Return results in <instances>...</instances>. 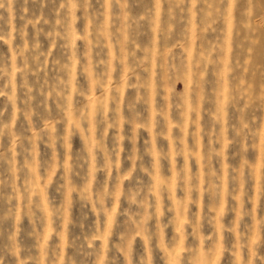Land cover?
<instances>
[{
  "label": "rangeland",
  "instance_id": "374dc122",
  "mask_svg": "<svg viewBox=\"0 0 264 264\" xmlns=\"http://www.w3.org/2000/svg\"><path fill=\"white\" fill-rule=\"evenodd\" d=\"M65 0H47L42 7L40 0L29 3V18H35L39 22L36 28L29 25L27 29V42L29 48L38 39L40 43V52L45 55L40 57L41 63L47 59L46 74L48 83L55 81L59 71L57 62L66 63L69 54L65 47V40L57 37L55 46L52 45V38L46 34L49 32H60L56 25L57 11L63 17L67 9L60 10V4ZM76 8L75 16V47L78 52V64L75 70V87L79 90L81 87L92 88L89 105L93 118L98 104L101 100L107 106L109 115L119 107L120 125L119 128H109L104 138V144L109 149L113 143V137L119 135L121 141V159L122 167L127 168L130 165L127 162V154L132 150L133 144L129 137L135 136V147L145 168L154 173V177L142 174L141 180L145 186L142 195L147 194V188L153 185H165L167 191L159 195V222L160 246L151 245L149 252L151 264H166L169 257L165 249L171 251L173 247L179 251L184 249H201L205 253L216 246L218 240H222L223 248H229L233 241V235L225 231L226 229L238 224L241 231L246 227H252L255 217L256 228L260 235L259 247L255 249L259 257H264V159L260 157L259 150L251 146L245 152L241 149L238 141H233L226 148L219 142H210L213 133L220 131L219 125H213L209 113L213 110V95L217 89V77L213 75L214 66L212 61L217 57V46L224 41L225 23L221 16L213 13L207 19L202 14L201 9L205 8L203 0H173L171 5L172 18H169L170 4L168 0H163L160 10V28H170V36L167 41L161 39L157 33H153L151 23L145 19L140 23L134 24L133 20H138L142 16H147L155 9V0H120L121 4L126 3V12L131 27H124L125 22L118 19L121 16L122 9L116 3V0H74ZM214 8L218 7L223 11L224 5L220 0H208ZM246 0H236L232 10L233 16V39L230 43L231 53L229 54L230 63L240 57V49L237 48V38L235 35L236 27L239 22L240 12L245 5ZM261 8L264 9V0H260ZM19 4H17V10ZM19 14V13H18ZM0 15L4 17L0 21V34L10 31L7 23L8 15L0 10ZM16 27L19 29V19L16 21ZM124 27L123 35L127 36L128 43L122 54L120 46L117 43L119 30ZM36 29L41 33L37 37ZM104 32L101 33L100 30ZM63 35V33H61ZM99 36V39L97 38ZM85 37L87 39L85 40ZM156 40L151 61L145 60L142 67H134V58L130 55L126 61L128 65V76L122 80V65L120 63L122 55H127L135 50L136 60L145 59V53L142 49L153 48V40ZM4 39H0V69L10 70L12 66L13 52L22 47V41L19 35L12 40L11 45ZM247 60L249 72L246 76V84L252 89V95L255 97L258 85L264 83V26L258 27L253 37ZM134 41V43H133ZM90 52V63L92 66V76L98 72L104 71V66H97L100 60L112 62V74L107 83L106 93L102 97L101 92L95 86L94 80H89L85 74L81 73L80 65L84 60L79 57L85 50ZM26 56L30 55L25 53ZM207 57L209 61V70L200 72L197 75L196 67L187 71L185 65L191 62L195 65L199 59ZM183 61V64L181 63ZM17 68L24 67L22 58L19 56L16 60ZM163 65V67H162ZM28 68L35 72L36 67L31 58H29ZM148 69V70H146ZM29 73V83L34 86L33 107L36 115L32 118V129L28 130V124L22 115L18 116L14 130L17 135L23 139L25 136L31 137L36 134L35 143V161L37 164L36 178L40 190L46 196L49 203V210L55 205L53 201L57 200L55 192L56 180L62 174L60 164L65 162L63 149L57 144L55 175L51 177V183L45 179L44 165L49 161L52 155L51 148L39 138L41 120V103L43 96L40 94V85L44 83L45 71L39 73V82L37 77ZM134 72V74H133ZM232 75L229 73L227 84L229 91L232 86ZM10 76L7 71H0V89H4L8 84ZM18 106L22 107L19 101L24 98V90L19 87L22 82L20 73L16 75ZM135 86V87H133ZM113 88H119V105L116 104L113 97L115 93ZM137 88H139L140 102L137 100ZM186 98V106L181 109L177 105L181 102L180 98ZM75 106L82 107L83 102L80 96L74 97ZM136 103V130L133 133L128 121L133 118L129 112V105ZM50 114L48 122L52 125L55 135H61L64 132V123L56 109L53 99L49 100ZM0 111L3 116L0 117L4 123H8L12 116V106L7 96H0ZM247 115L256 116L257 121L264 116V108H261L258 102H253L247 111ZM238 116L231 107L227 108V125L230 126ZM72 119H78L73 113ZM101 127L95 126L93 138L97 144L100 143ZM199 132L197 141L195 133ZM228 140L232 141V133L229 130L226 133ZM148 145L152 154L145 153V146ZM251 145V141H249ZM25 142V147H27ZM9 137L5 135L0 139V152L8 155ZM216 152L223 151L222 155H210L211 149ZM83 150L81 136L75 134L71 136L70 151L76 154ZM17 167L22 168L25 162V154L21 147H17ZM75 155L68 158V164L75 166ZM96 165H101V159L97 156ZM9 164L7 159L0 160V178L8 180L10 176ZM135 175L132 181L125 180L122 189L127 193L130 185L135 186ZM17 186L23 192V185L26 179L25 171H18ZM115 176V173H113ZM105 179L103 172L96 173V182H103ZM73 183H76L74 180ZM47 184V187L45 185ZM96 185H93L95 191ZM109 187L112 185L110 183ZM13 195V189L10 185L0 186V214L7 213L10 207H15L17 201L13 199L11 204L8 197ZM38 199V198H37ZM125 198L122 196L116 204V215L114 217V226L112 237L109 241V251L105 264H112L115 257V264H139L141 257L146 255L141 239L137 237L127 260L125 255L114 254L111 251V244L117 240L119 234L130 231L134 225L128 221L122 213L127 209ZM238 210V211H237ZM133 213H139L140 210L134 205ZM85 215L88 219L85 223L92 226L95 217L88 209H81L76 203L75 196L72 198L68 208L69 223L66 227V239L68 245L65 248V264H97V258L91 249L87 252H81L73 246L74 238L79 236V228L73 227L84 220ZM239 216V218H238ZM194 218L200 222L199 231L193 236L191 224ZM138 220V216H133ZM210 220L214 223H210ZM156 219L148 221L149 230H153ZM12 221L6 220L0 230L7 233L11 230ZM56 227V223H53ZM175 228V231H174ZM30 230L28 220L24 219L22 224L23 232ZM82 239V238H81ZM31 243V241H25ZM55 237H53V243ZM100 242L97 241L96 247ZM86 247V246H85ZM187 253H181V262ZM245 251L244 259L247 260ZM4 264H15V259L8 256ZM216 264H234L233 257L229 252L219 250L217 247ZM255 264H260L259 260Z\"/></svg>",
  "mask_w": 264,
  "mask_h": 264
},
{
  "label": "clouds",
  "instance_id": "9594fccd",
  "mask_svg": "<svg viewBox=\"0 0 264 264\" xmlns=\"http://www.w3.org/2000/svg\"><path fill=\"white\" fill-rule=\"evenodd\" d=\"M35 3L36 0H31ZM43 7L47 0H40ZM170 4L169 18H172L171 5L173 0H168ZM206 5L201 9L202 14L207 19L208 16H212L213 13H217L224 20L226 25L224 32V41L217 46V57L212 61L214 66L213 75L217 77V89L213 95V110L209 113L210 119L213 125H219L220 131L213 133L210 138V142H219L223 148H226L229 143L238 141L243 151H247L251 146L254 149L259 150L260 157L264 159V116L257 121L256 116L247 115L248 109L252 103L258 102L261 108H264V83L258 85L257 93L255 97L252 95V89L246 84V76L249 72V64L247 60V53L249 52L252 44L254 43L253 37L257 32V28L264 26V9L261 8L260 0H246L245 5L240 12V18L236 27L237 48L240 49V57L236 58L233 62L229 61V54L231 53L230 43L233 39V16L232 10L235 6L236 0H220L224 5L223 11L218 7L214 8L208 3V0H203ZM29 3L30 0H0V10H3L8 15L7 23L10 27V31L4 34H0V39H4L6 35L7 42L11 45L12 40L16 35H19L22 41V47L17 48L12 55V66L10 70L0 69V71H7L10 76L8 84L4 89H0V96H7L8 101L12 106V116L8 123H4L0 120V139L5 135L9 137V148L7 150L8 155L4 152H0V160L7 159L9 164L10 176L8 180L0 178V186L8 184L13 189V195L8 197V202L15 199L17 201L16 206L10 207L5 214H0V226L4 224L6 220H11V230L7 233L0 230V264H4V260L8 256H12L15 259V264H65L64 252L68 245L66 239V227L69 223L68 220V208L71 205L72 198L75 196L76 203L81 209H88V211L95 217L94 224L88 226L85 221L88 216L85 215L84 220H81L78 224L75 221L73 227L79 228V236L74 238L73 246L81 251L87 252L91 249L95 253L97 258V264H105L107 259V252L109 249V241L112 237V229L114 226V217L116 215V204L123 196L129 205L127 209L122 213L128 221L134 225L130 231H126L124 234H119L117 240L111 244V251L114 254H124L127 260L137 237L141 239L144 246L146 255L141 257L139 264H151L150 256L147 255L150 246H160V230L161 225L159 222V195L161 192L167 191L165 185H153L147 188V194L142 195V190L145 186L142 183V174H147L149 177H154L153 172H149L144 167L143 162L140 160L135 147V136L129 137L132 142V150L127 154V162L130 165L127 168L122 167L121 159V141L122 137L119 135L113 137V143L111 148L105 146L104 138L107 135L109 128H119L120 115L119 107H117L113 114L110 116L106 104L103 100L98 104L95 111V118L89 107L91 100L92 88L81 87L79 90L75 87V70L78 64V52L75 47L76 32L74 28L75 16L74 10L76 3L74 0H65L60 4V10L67 9L66 14L61 17L60 11H57L56 25L60 28V32H49L46 35L52 38V45L55 46V39L60 37L65 40V47L68 49V56L66 63L57 62L59 69L55 81L52 84L48 83L46 74L47 59L41 63L40 57L44 56L43 52H40V43L37 39L35 43L29 48L27 42V29L29 25L36 28V24L39 22L35 18H29ZM116 3L122 9L121 16L118 19L125 22L124 27H131L127 23L129 17L123 10L126 9V3L121 4L120 0H116ZM163 0H155V9L149 15L142 16L138 20H133L132 23L139 24L140 21L147 19L152 25L153 33H157L159 37L165 41L170 36V28H160V10ZM17 4L19 9L17 10ZM19 13V14H18ZM4 17L0 15V21ZM19 19L20 27L17 29L16 21ZM124 27L119 30L117 37V43L120 46V50L123 54L124 48L127 46V36L123 35ZM37 37L40 35L41 30L36 29ZM104 32L103 29L100 30ZM63 33V35H61ZM99 39V36L97 37ZM87 37H85V40ZM134 43V41H133ZM156 40H153V48L142 49L145 53V59L136 60L135 50L127 55H122V80L128 76V65L126 63L128 56L134 58V67H142L145 60L151 61L152 52L155 48ZM30 55L26 56L25 53ZM22 58L24 67L22 69L17 68V57ZM79 57L84 60V63L80 65L81 73L85 74L89 80L95 81V86L100 90L103 97L106 93V85L112 74V62L111 60H100L97 62V66H104L103 72H98L94 77L92 76V66L90 63V52L86 49L83 53L79 54ZM29 58L35 64V72H31L28 68ZM183 64V61L181 62ZM163 67V65H162ZM193 67H196L197 75L200 72H207L209 70V61L207 57L203 59L198 58V62L193 65L189 62L185 65L187 71H191ZM148 70V69H146ZM45 71L44 83L40 85V94L43 96L41 103V120L39 138L46 143V146L51 148L52 155L49 161L45 162L44 174L48 183H51V177L55 175L57 163H56V148L57 144L63 149L65 154V162L60 164L59 167L63 170L62 174L56 180L55 192L58 199L54 200L51 211L49 210V203L46 196L39 188L36 178L37 164L35 161V143L36 134L31 137L25 136L23 139L17 135L14 130L16 121L19 115H22L28 124V130L32 129V118L36 115V111L33 107V101L35 99L33 95L34 86L29 83V73L37 77L39 82V73ZM20 73L22 82L19 85L24 90V98L19 101L22 107L18 106L17 97V84L16 75ZM229 73L232 75L231 90L228 89L227 77ZM134 74V72H133ZM264 75V74H262ZM135 87V86H133ZM115 93L113 99L117 105H119V88H113ZM137 100L140 102L139 88H137ZM80 96L82 98L83 106L76 107L74 97ZM53 99L56 104V109L61 116L64 123V132L61 135H55L52 125L48 122V116L50 114L49 100ZM181 102L177 105L178 108H185L186 98L181 97ZM136 103L130 104L129 112L132 114L128 123L131 125L133 133L136 130ZM231 107L237 114L238 118L228 126L227 108ZM75 113L78 119L73 120L72 116ZM3 116V112L0 111V117ZM101 127L100 143L97 144L93 138V132L95 126ZM232 133V141L228 140L226 133L228 131ZM79 134L83 144V150L76 154H72L70 151L71 136ZM195 137L198 141L199 132L195 133ZM251 141V145H249ZM27 142V147H25ZM21 147L25 154V162L22 168L17 167V147ZM145 153L151 155V149L148 145L145 146ZM223 151L217 153L215 148L211 149L210 155H222ZM71 155L76 156L74 167L68 164V158ZM97 156L101 159V165L97 167ZM18 171H25V182L23 185V192L17 186V173ZM103 172L105 179L103 182H96V173ZM115 173V176H113ZM135 175V186L130 185L127 193L122 189L123 182L125 180L132 181ZM76 183H73V181ZM112 185L110 188L109 185ZM96 185L95 191L93 185ZM47 187V184L45 185ZM38 198V199H37ZM136 206L140 212L133 213L132 206ZM238 211V210H237ZM133 216H138V220H134ZM155 217L156 222L153 230H149L148 221ZM239 218V216H238ZM24 219L28 220L29 229L22 233V224ZM252 227H246L243 231L240 230L239 225H233L225 231L230 232L233 235V241L229 248H223L222 240L216 242V246L211 247L207 253L201 249H184L180 248L179 251L175 247L171 251L165 249L166 255L169 259L166 264H180L181 253H187L183 257V264H216L217 247L221 252L227 251L233 257L234 264H255L256 260L260 261V264H264V257H259L256 254L255 249L259 247L260 235L256 228L255 217L253 216ZM56 223V227H53V223ZM210 223L214 221L210 220ZM193 229V236L195 237L199 231L200 222L198 218H194L191 224ZM175 231V228H174ZM53 237L55 242L53 243ZM82 238V239H81ZM31 241L26 243L25 241ZM97 241L100 242L99 247H96ZM86 246V247H85ZM245 251L247 252V260L244 259ZM69 264H72L69 261ZM112 264H115V257ZM130 264V261L128 262Z\"/></svg>",
  "mask_w": 264,
  "mask_h": 264
}]
</instances>
